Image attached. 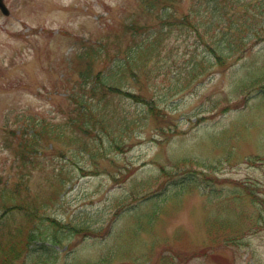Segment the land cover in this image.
Here are the masks:
<instances>
[{"label":"rangeland","instance_id":"rangeland-1","mask_svg":"<svg viewBox=\"0 0 264 264\" xmlns=\"http://www.w3.org/2000/svg\"><path fill=\"white\" fill-rule=\"evenodd\" d=\"M169 1L4 0L0 263L264 264V0Z\"/></svg>","mask_w":264,"mask_h":264},{"label":"trees","instance_id":"trees-1","mask_svg":"<svg viewBox=\"0 0 264 264\" xmlns=\"http://www.w3.org/2000/svg\"><path fill=\"white\" fill-rule=\"evenodd\" d=\"M215 1L217 2L218 0H215ZM223 1L225 2V0H223ZM226 1L231 3L233 8H236L237 2L239 0H226ZM142 2L146 6V8L151 9V10H154L158 5H161V7L166 8V7H168L169 5H171L173 3L172 1L170 2L169 0H163L162 4H159L158 2H157V4H154L155 0H142ZM217 12L219 13V7L215 9L213 15L215 13H217ZM235 17H236V24H233L232 20ZM220 23H221V18H219V20H217L213 16V17H211L210 21L207 24L204 23V25L202 27L203 30L205 29L204 30V34H209L210 31H212L214 28H218V32H219L220 38L212 40L211 42H212L213 45H209L210 47H212L213 51H215V48L218 46L217 45L218 43H216V42H219L220 40H223V42H222V45L218 46V48L221 47V46H223V47L226 46V47H228V49L230 51L231 49L235 48V46H236V51H237V50H239V48H245V45H246V43L248 41L247 39L254 38L255 36L258 35L257 28L254 27L250 23V20L247 17H245L244 15H242V14H237L236 13V15H234V16H232L230 18H226V22L224 23V26H222V25L219 26ZM190 26H193V30L194 31H198L200 29V26L197 25V24H195V25L194 24H190ZM214 41H215V43H213ZM154 47H155L154 43H152L150 45V43L145 44L144 42L140 41L139 45L135 46L134 49L131 51L130 55L128 56V59L131 58V55H133V54H136L138 52H143V49L145 50L146 53L150 54L152 52V50L154 49ZM91 49H92V47H91ZM103 51L104 50H103L102 47H100L97 50L96 49H92L91 52L88 51L87 48H84L80 52V54L78 56L80 58L84 59V57L87 55L88 57H85V59H84L86 61L87 58H89L91 56H94V55L99 56L101 53H103ZM86 63H87V61H86ZM127 65H128L127 61L121 62L119 60L112 66V68L113 69H117L118 68L122 72V70H124V68ZM89 66L91 67L90 64H89ZM90 67L88 69H86L85 74H83V76H85L87 78H90ZM112 68H109L108 71L112 70ZM112 71H110L109 73H111ZM104 77H106V76H104ZM101 81H102L101 82L102 85H100V86H102V87H104V85L105 86L107 85L106 87L110 88L111 90L118 91L119 93H121L123 95L126 94L129 97H131V98H137V96H133V94H131L130 92H126V91L122 92L119 89V87H115V86L109 85V83H106L104 78ZM7 205L8 204H5V206H7ZM12 205H15V204H12ZM33 232L35 233V231H33ZM30 238H32V234L27 235V239L25 237L26 243H25V245L23 247H25L27 245V242H28V240ZM13 244H14V242H13ZM21 246H22V244H21ZM23 247L22 248H19V247L16 248L14 245L11 246L10 251H11V255L13 256L11 261H14L16 258H18L20 253L22 254ZM18 249L19 250L21 249L19 251V253H17ZM9 259H10V257L7 255L5 260H2L1 261L2 263H0V264H9L8 263Z\"/></svg>","mask_w":264,"mask_h":264},{"label":"water","instance_id":"water-1","mask_svg":"<svg viewBox=\"0 0 264 264\" xmlns=\"http://www.w3.org/2000/svg\"><path fill=\"white\" fill-rule=\"evenodd\" d=\"M0 10L4 13V14H8V11L5 7V5L3 4L2 0H0Z\"/></svg>","mask_w":264,"mask_h":264}]
</instances>
